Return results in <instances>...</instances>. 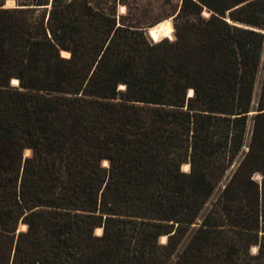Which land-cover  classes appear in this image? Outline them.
Instances as JSON below:
<instances>
[{
	"label": "trees",
	"instance_id": "trees-1",
	"mask_svg": "<svg viewBox=\"0 0 264 264\" xmlns=\"http://www.w3.org/2000/svg\"><path fill=\"white\" fill-rule=\"evenodd\" d=\"M107 1L0 4V264H264V0Z\"/></svg>",
	"mask_w": 264,
	"mask_h": 264
},
{
	"label": "rangeland",
	"instance_id": "rangeland-1",
	"mask_svg": "<svg viewBox=\"0 0 264 264\" xmlns=\"http://www.w3.org/2000/svg\"><path fill=\"white\" fill-rule=\"evenodd\" d=\"M93 1H100L102 2V4L107 3V5H109L107 0H93ZM116 1H117L115 4L116 16L120 18L123 23L132 24L136 26H144L145 28L149 27V25H152L158 21H162L165 19H171L173 23L172 15L178 10L180 2H181V0H116ZM30 2L31 0H0V4H3L4 7H13V6H16L18 3H30ZM120 4L124 6L123 12H119L118 10L119 9L118 6ZM203 14L207 15V12L203 11ZM146 34L148 38H150L152 41L154 40L157 41L159 39V37L153 34L151 29H150V34L154 40L148 35L147 31H146ZM263 63H264V42L262 45L260 66L257 72L254 86H253L250 112L255 109V104L257 101L261 77H262ZM250 112H248L246 125H245V134H244L245 144H247L248 142L251 127H252V119H251L252 114H250ZM29 154H30L29 149H28V152L23 151V155L28 156ZM182 168L184 170L188 169V167L185 169L184 166H182ZM218 192H219V189H216L212 197L208 200V202H206V204L204 205V207L202 208L200 212V217L205 214V212L210 206V202L213 201L214 197L217 195ZM198 222H199V219L197 220L196 223L192 224L189 227V229L186 231L181 241L176 246L174 253L172 254V256L170 257V259L168 260L166 264L173 263V261L176 259V254L179 253L180 250L183 248V246L189 239L190 235L192 234ZM18 227L19 229H24L25 226L23 224H19ZM94 231L96 234H99L101 233L102 229L101 228L100 230L95 229ZM159 240L161 242H165L166 236H164V238L159 237Z\"/></svg>",
	"mask_w": 264,
	"mask_h": 264
},
{
	"label": "bare ground",
	"instance_id": "bare-ground-1",
	"mask_svg": "<svg viewBox=\"0 0 264 264\" xmlns=\"http://www.w3.org/2000/svg\"><path fill=\"white\" fill-rule=\"evenodd\" d=\"M118 10L119 12H123L124 10V6L122 4H120L118 6ZM150 29L153 32V34L157 37H159V39H161L162 37L168 35L171 31H173V27L171 24V20L170 19H165L162 21H158L154 24H152L151 26L146 28V31L148 33V35L152 38L151 34H150ZM153 39V38H152ZM158 39V40H159ZM154 40V39H153ZM62 54L66 55V52H62ZM14 83L16 82L15 80H12ZM192 91L191 89L188 91V94H191ZM24 151L28 152V149H25ZM182 166H184V168L186 169L188 167V164H183ZM258 178V177H256ZM97 230H100V228H96ZM161 238H164V236H160Z\"/></svg>",
	"mask_w": 264,
	"mask_h": 264
},
{
	"label": "water",
	"instance_id": "water-1",
	"mask_svg": "<svg viewBox=\"0 0 264 264\" xmlns=\"http://www.w3.org/2000/svg\"><path fill=\"white\" fill-rule=\"evenodd\" d=\"M171 20V19H170ZM171 24H172V27H173V23H172V21H171ZM173 29H174V27H173ZM262 33H264V29H259ZM154 41H156V40H154ZM11 83L12 84H16V82L14 83V82H12L11 81ZM188 95H190V94H188ZM250 112V111H249ZM254 113H256V110L254 109V110H252L251 112H250V114H254ZM25 156V155H24ZM188 169H189V165H188Z\"/></svg>",
	"mask_w": 264,
	"mask_h": 264
},
{
	"label": "crops",
	"instance_id": "crops-1",
	"mask_svg": "<svg viewBox=\"0 0 264 264\" xmlns=\"http://www.w3.org/2000/svg\"><path fill=\"white\" fill-rule=\"evenodd\" d=\"M173 16V15H172Z\"/></svg>",
	"mask_w": 264,
	"mask_h": 264
}]
</instances>
